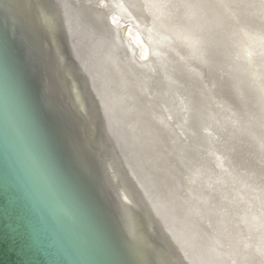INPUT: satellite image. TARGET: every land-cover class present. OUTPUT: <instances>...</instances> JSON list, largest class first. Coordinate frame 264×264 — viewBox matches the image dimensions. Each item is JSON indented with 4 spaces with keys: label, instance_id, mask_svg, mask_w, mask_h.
Here are the masks:
<instances>
[{
    "label": "bare ground",
    "instance_id": "1",
    "mask_svg": "<svg viewBox=\"0 0 264 264\" xmlns=\"http://www.w3.org/2000/svg\"><path fill=\"white\" fill-rule=\"evenodd\" d=\"M4 1L56 54L94 127L115 123L101 147L110 179L177 263L264 264V0ZM126 21L146 38L124 37ZM130 35L153 49L148 63Z\"/></svg>",
    "mask_w": 264,
    "mask_h": 264
},
{
    "label": "water",
    "instance_id": "2",
    "mask_svg": "<svg viewBox=\"0 0 264 264\" xmlns=\"http://www.w3.org/2000/svg\"><path fill=\"white\" fill-rule=\"evenodd\" d=\"M41 48L0 0V264H179L110 179L101 147L115 123L94 127L68 71Z\"/></svg>",
    "mask_w": 264,
    "mask_h": 264
},
{
    "label": "rangeland",
    "instance_id": "3",
    "mask_svg": "<svg viewBox=\"0 0 264 264\" xmlns=\"http://www.w3.org/2000/svg\"><path fill=\"white\" fill-rule=\"evenodd\" d=\"M41 6L43 7V8H45L46 10H49L50 11V4H49V2H48V0H42L41 1ZM55 5H56V10L58 9L59 11H60V8L58 7V5L56 4V2H55ZM115 13H113V15H111V18H115L116 16L114 15ZM55 15L57 16H60V20H61V15H60V13H58L57 11H55ZM113 19H110L112 22V24H113V26L115 27H117V23H114V21H113ZM123 19V18H122ZM126 19V18H125ZM62 24H63V22H62ZM117 24V25H116ZM123 27H125L126 28V30H125V33H124V37H126L127 36V34L129 33V32H138V33H140L139 35H141L142 37H144V38H146L145 36V34H143L144 32H146L147 33V29H146V27H144V26H142V27H140V28H138L137 26V28H133V25H131V21H126V22H124V24H123ZM144 27V28H143ZM137 29V30H136ZM140 29V30H139ZM130 30V31H129ZM140 31H142V32H140ZM126 34V35H125ZM56 35H57V37H58V42L60 41V48L62 49V51L66 54V52H67V50L65 49V46L63 45V36L60 34V33H56ZM137 40H136V39ZM134 38V36H132V35H130V37L128 38V41H130V42H132V43H130V42H128L127 40H125L126 41V45L127 46H129L130 45V49H132V51L134 52V55L136 56V59H137V61L139 62V64L141 65V64H144L145 62H147V60L151 57V55H153L152 53V50L151 49H148L147 51H145L146 50V48H145V44H143V42L142 41H140L139 39H138V37H135ZM125 39V38H124ZM130 39V40H129ZM139 40V41H138ZM217 40V39H216ZM137 41V42H136ZM208 41V40H207ZM208 43H211V42H209L208 41ZM132 44V45H131ZM143 44V45H142ZM131 46H133L134 48H132ZM149 50H151L150 52L151 53H149ZM230 50H232V48H230ZM242 52V50L241 49H236V50H234L233 51V54H238V55H240L239 54V52ZM243 51L245 52V53H247L244 49H243ZM149 54H148V53ZM210 53L211 54H215V55H217V56H219V54H220V56L222 57V56H224V55H222L221 54V52L219 51V49H218V52H215V53H212L211 51H210ZM243 53V52H242ZM226 56H227V58H234V56L232 55V53L230 52V53H227V54H225ZM145 56V57H144ZM219 56V57H220ZM237 56V55H236ZM145 61V62H144ZM144 62V63H143ZM225 65H227V66H229L230 64H229V62H228V59L225 61ZM230 67H231V65H230ZM230 67H229V70H230ZM238 70H240V68H238ZM79 77H80V72H79ZM79 77H77V81L78 82H80L81 84L83 83L82 82V80L79 78ZM227 97L229 98V100H231V96H229V95H227ZM121 154H123L122 155V157L124 158V161L126 162V163H128V157L124 154V152L123 153H121ZM138 179V178H137ZM140 180V179H139ZM150 193H151V191H149ZM152 194V193H151Z\"/></svg>",
    "mask_w": 264,
    "mask_h": 264
}]
</instances>
